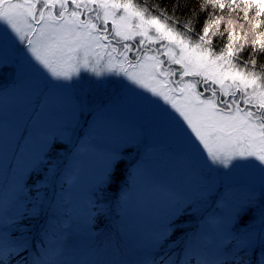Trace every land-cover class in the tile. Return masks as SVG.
I'll list each match as a JSON object with an SVG mask.
<instances>
[{"label":"snow or ice","instance_id":"1","mask_svg":"<svg viewBox=\"0 0 264 264\" xmlns=\"http://www.w3.org/2000/svg\"><path fill=\"white\" fill-rule=\"evenodd\" d=\"M209 8L197 31L194 14L181 22L162 7H150L147 0H0V72L11 74L13 86L23 85L26 78L31 85L22 88L31 110L19 134L18 167L42 129L53 98H63L92 79L95 87L103 88L115 78L118 94L166 137L185 186L196 192L193 198L170 188L155 190L153 224L146 233L151 255L138 264H264V230L229 239L236 249L230 259H210L194 254L183 224L184 217L197 213L200 203L213 196L219 197L214 200L217 208L228 209L230 232L257 201L264 224V188L257 192L228 186L221 191L214 183V177L243 168L264 175V64L256 59L264 55V0H201L200 10ZM225 8L245 23L237 25L217 14ZM214 37L220 38L219 44ZM246 47L251 51L245 58ZM6 93L7 87L0 91ZM42 139L47 149L30 171L47 164L44 156L57 145L56 135ZM133 146L138 145L125 143L105 154L106 178L93 195L103 197L104 186L123 163L122 152ZM153 155L148 146L141 160ZM135 172L140 175L143 169ZM40 186L33 185L37 193ZM26 187H14L13 195L19 192L27 200ZM8 195L4 191L5 206ZM22 209L7 220L21 233L27 231L21 227L24 222L38 216L42 207L37 199ZM206 219L209 225L220 224L215 216ZM41 237L39 244H31L23 235L0 232V264H66L59 259L61 249L53 248L56 234L47 229ZM33 247L38 249L35 254ZM101 254L98 250L96 259L80 264H105Z\"/></svg>","mask_w":264,"mask_h":264},{"label":"rangeland","instance_id":"2","mask_svg":"<svg viewBox=\"0 0 264 264\" xmlns=\"http://www.w3.org/2000/svg\"><path fill=\"white\" fill-rule=\"evenodd\" d=\"M11 81L9 72H0V91L7 87L6 95H0V232L11 233L8 218L19 215L25 206L21 201V194L17 192L13 195L12 189L24 185L32 172L29 170L30 166L37 163L46 151L47 145L42 136L56 135L64 143L65 148L59 157L69 165L71 171L68 179L72 181L63 192L70 200L69 226L56 230L58 237H62L57 247L62 251L59 259L66 264H80L81 261L91 260L87 248L93 236L90 204L97 198L93 195L97 187L106 178L104 157L106 153L129 143L138 146H133L130 150L125 148L122 152L126 163L134 161L135 165L131 187L121 202V244L129 262L138 264L141 259L150 256L146 233L153 224L150 209L154 206L155 190L170 188L186 196L196 197V192L185 186L175 156L168 149L166 137L153 125L142 120L118 94L115 78H109L103 88L95 87V80L92 79L90 84L70 91L63 98L51 100L49 112L42 118V129L34 137L25 162L18 167L19 134L26 123L27 113L31 110L30 97L23 94L22 88L31 85L27 78L23 85L13 86ZM76 146L79 156L73 157L72 151ZM148 146L153 148L154 155L145 156L141 160ZM136 168H142L143 173L137 175ZM214 183L221 191L223 187L231 186L233 189L259 192L264 188V175L243 168L231 176L214 177ZM4 191L9 194L6 206L3 205ZM217 199L219 197L213 196L201 202L199 211L188 216V222L184 223L186 227L189 226L190 221L209 210L203 221L207 227L203 229L200 240L211 241L206 244L205 249L212 256L223 253L226 240L231 235L239 237L264 230V224L259 218V201L252 204L242 222L235 223L240 231L235 232L231 228V233L228 209L216 210L212 207ZM208 216H215L220 224L209 225L206 219ZM253 247L259 249L255 240Z\"/></svg>","mask_w":264,"mask_h":264},{"label":"trees","instance_id":"3","mask_svg":"<svg viewBox=\"0 0 264 264\" xmlns=\"http://www.w3.org/2000/svg\"><path fill=\"white\" fill-rule=\"evenodd\" d=\"M143 2V0H141ZM150 7L155 8L157 6L166 9L169 14H173L183 22L184 19L189 18L194 14V28L198 31L202 27V24L206 20L207 12L212 11L209 8L207 11L200 10L201 0H147ZM217 14H223L225 20L231 18L237 25L240 23H245L243 20L238 19L236 13H230L227 8L221 13L217 10ZM240 16L243 13L239 14ZM254 15V10L249 13V17ZM247 24H245V31H247ZM223 28V24H222ZM237 34H240V29L237 26ZM226 37V34H225ZM214 42L219 44L220 38L214 37ZM251 49H245L242 54L243 57H247L250 54ZM258 65L264 64V55H258L256 57ZM65 146L59 139L57 140V145L44 156L47 160V164H41L35 170L30 172L27 181V187L25 188V193H27L28 199L25 200L21 197L23 205L31 207L33 203H36L39 199L42 210L40 214L34 218L26 220L21 227L27 228V231L21 233L17 226H11V233L16 234V238L21 235L28 238L31 244H39L41 240V232L49 229L51 232L56 233V230L64 229L63 225L69 226V220L71 215L70 200L68 197L63 195L67 187L68 175L70 173V167L66 161H62L59 156H61ZM77 146L74 147L72 151V156H79V150H76ZM59 157V159H58ZM134 161L127 164L126 160L123 158V163L120 165L116 172L115 178L108 184L104 186L103 197L99 198L98 194L96 199H94L91 204L92 212V231L93 236L88 245V253L90 259L94 260L97 258L98 250H102L100 258L105 262V264H115V262L124 260L128 264H136L135 262H129L125 255V250L121 244L122 234L120 225L122 223V207L121 202L127 196V193L131 187ZM24 183V184H25ZM39 183L40 189L37 193L36 188L33 187L34 184ZM30 190V191H29ZM214 209L219 210L216 204L213 203ZM209 212V210L207 211ZM205 212L201 214L199 218L190 221L189 226L186 227V222L190 217L186 216L183 218L184 228L190 233L189 241L192 245L194 254L203 253L210 259L216 257L217 255H210L208 250L205 249L206 244H208L204 237V240H200L201 233L205 227L203 221L207 215ZM95 213V215H93ZM56 217V219H54ZM204 218V219H203ZM238 224H240L238 222ZM208 230V229H207ZM233 231L239 232L240 229L236 226L232 227ZM180 235V233H177ZM209 236V230L207 231ZM237 235H231L229 239H235ZM183 238V237H181ZM226 240L223 253L218 255H223L225 258H231V254L236 251L234 244L229 246L228 240ZM61 241L60 237L56 239L53 244V248L58 247V242ZM105 246L106 244H110ZM114 248L119 249V253L113 251ZM256 249V254H259V249ZM34 254L38 251L37 248L33 247L30 249ZM179 251V249L177 250ZM117 255V257H116ZM116 257V259L114 258Z\"/></svg>","mask_w":264,"mask_h":264}]
</instances>
